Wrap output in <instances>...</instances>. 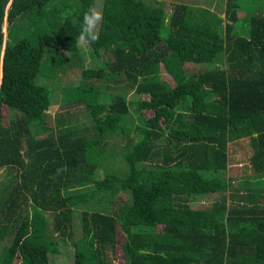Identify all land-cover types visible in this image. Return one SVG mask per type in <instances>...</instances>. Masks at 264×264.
Returning a JSON list of instances; mask_svg holds the SVG:
<instances>
[{"label":"trees","instance_id":"obj_1","mask_svg":"<svg viewBox=\"0 0 264 264\" xmlns=\"http://www.w3.org/2000/svg\"><path fill=\"white\" fill-rule=\"evenodd\" d=\"M50 1L0 0V105L19 112L3 123L0 109V168L14 171L0 186V263L49 264L67 234L72 264H109L120 229L122 264H264V0H225L222 16L191 1L101 0L90 46L109 53L96 66L106 84L64 83L86 121L48 126V79L81 61L94 5ZM238 137L250 172L226 174ZM113 150L126 169L107 170ZM209 192L208 205L189 203Z\"/></svg>","mask_w":264,"mask_h":264},{"label":"rangeland","instance_id":"obj_2","mask_svg":"<svg viewBox=\"0 0 264 264\" xmlns=\"http://www.w3.org/2000/svg\"><path fill=\"white\" fill-rule=\"evenodd\" d=\"M53 1L54 0L50 2H53ZM162 1H163V7L165 9H168V3H171L174 1L185 2V3L186 2L188 3L189 1V4L191 1L194 4L204 5L212 11H216L221 16L223 15V7L225 5V0H208V2H205L203 0H162ZM100 3H101V0L100 1L94 0L93 6L97 7L100 10ZM51 4L52 3H50V5ZM97 4L99 5V7L97 6ZM239 15H242V14L240 13ZM6 25H7V21L4 16L3 22H2L3 39L5 38ZM79 48L82 51L80 53L81 61L80 62L76 61L73 64L66 65L64 70H62L61 68H57L55 79L54 78L48 79V83L53 86V90L51 91L49 103L44 113V120L42 122L44 125L52 126L56 122V118H61V117L63 118L65 117L68 119V120H65V124L73 123L77 121L78 124L80 125L82 124V122L86 121V117L83 114L84 106L82 103L79 104L78 106L77 103H66L63 101L62 85L64 83H74V82L80 83L81 81H84V82H88V83L95 84L98 86L106 84V81H104L102 78L99 77L100 72L96 66L99 64L105 63L103 59L108 57L109 53L102 52V49H99V48L97 50H94L92 49L91 46L79 47ZM36 79H37V76H36ZM127 96L130 101L134 98L132 94L129 95V93H127ZM0 109H1V116H2L3 123H7L8 114H12V113L19 114L17 110H14L12 106L7 105L6 102L1 103ZM145 112L150 113V110H147ZM41 134L44 135L45 131H41ZM86 136H91V133L88 132ZM106 143L103 144L102 146L103 149ZM105 149L111 151V147L107 146V144L105 145ZM248 149H249V146L247 143V139H242V140L239 139L235 142V145H233L232 143L229 144V146L227 147L229 166L226 169V174L240 173L238 167H242L241 172H243V166L245 162L247 161L248 155H249ZM112 152L113 154L110 157L108 156H104L103 158L101 157L102 162L108 165L107 170L121 171L122 169L123 170L126 169V165L122 163L120 156L117 155L114 157L115 150H113ZM24 161H26V158H24ZM232 163H236V164H232ZM95 172L98 176H102L103 168L99 166ZM12 173H14L12 169L0 168V186L4 184L5 178H8L10 175H12ZM76 188L80 189V187H76ZM118 193L120 196L126 195L125 193H121V192H118ZM215 196H216L215 192H212V193L209 192V193H206L200 196H196L195 198L193 197L192 199L189 198V203L194 207L205 206V205H208L209 202L212 200V198H214ZM29 198L30 197L27 194V199ZM162 199L166 200L168 198L162 195ZM78 217L79 216H78L77 211H74L73 220L75 222H78L77 221ZM66 235L64 237L65 243L61 245V248H62L61 251L48 252L49 264H72V246L70 244L69 238L66 237ZM123 238H124L123 233L121 232L120 229H118L116 243H114L113 247L108 246L106 248L109 264H122L123 263V254H122V250L120 246V243L122 242ZM5 241L6 239L3 240V242ZM0 245H1V242H0ZM17 261H18V258L15 257L12 260L10 259L5 260L4 262L0 264H17Z\"/></svg>","mask_w":264,"mask_h":264},{"label":"clouds","instance_id":"obj_3","mask_svg":"<svg viewBox=\"0 0 264 264\" xmlns=\"http://www.w3.org/2000/svg\"><path fill=\"white\" fill-rule=\"evenodd\" d=\"M102 19V12L95 6H89L88 9L84 11L82 20L80 21V34L77 38L79 47H88L99 40V26Z\"/></svg>","mask_w":264,"mask_h":264},{"label":"crops","instance_id":"obj_4","mask_svg":"<svg viewBox=\"0 0 264 264\" xmlns=\"http://www.w3.org/2000/svg\"><path fill=\"white\" fill-rule=\"evenodd\" d=\"M238 16H241V15H238ZM216 64V66H218L219 68H226V64L222 61V62H216L215 63ZM242 140V139H246V137H238V138H236V139H232V140H228L227 142H226V146L228 147L229 146V144L230 143H232L233 145H235V142L237 141V140ZM247 143H248V139H247ZM249 146V145H248ZM249 149H250V147H249ZM236 150H238V149H236ZM247 161H248V159H247ZM245 162V164H244V166H246V170H247V172H250V168H249V162ZM232 164H236V163H232ZM240 165V164H239ZM238 165V166H239ZM239 171H240V173H241V168L239 169Z\"/></svg>","mask_w":264,"mask_h":264}]
</instances>
